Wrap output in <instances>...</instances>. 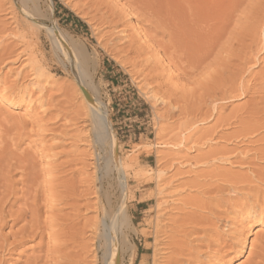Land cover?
<instances>
[{"label": "rangeland", "instance_id": "obj_1", "mask_svg": "<svg viewBox=\"0 0 264 264\" xmlns=\"http://www.w3.org/2000/svg\"><path fill=\"white\" fill-rule=\"evenodd\" d=\"M1 2L0 264H88L97 177L126 206L121 264H264V0Z\"/></svg>", "mask_w": 264, "mask_h": 264}, {"label": "bare ground", "instance_id": "obj_2", "mask_svg": "<svg viewBox=\"0 0 264 264\" xmlns=\"http://www.w3.org/2000/svg\"><path fill=\"white\" fill-rule=\"evenodd\" d=\"M2 1V0H1ZM0 1V4L2 3ZM12 3V2H11ZM132 3H133V1H132ZM199 7V6H198ZM201 7V6H200ZM199 7V8H200ZM198 8V9H199ZM1 9H2V7H1ZM5 12V11H4ZM200 12V11H199ZM204 12V14H205V11H203ZM207 14V13H206ZM231 14V13H230ZM202 14H200L199 16H201ZM232 15V14H231ZM204 16V15H203ZM202 16V17H203ZM197 17V16H196ZM205 17V16H204ZM225 17H228V15L227 16H225ZM208 18V17H207ZM223 19H224V17H222ZM221 18V19H222ZM229 18V17H228ZM201 19V18H200ZM210 19V18H209ZM227 19V18H226ZM217 20V19H216ZM230 20V19H229ZM215 21V20H214ZM222 21V20H221ZM202 22V21H201ZM205 22V21H204ZM223 22H224V20H223ZM226 22V21H225ZM200 23V22H199ZM218 23V20H217V22H216V24ZM197 24V23H196ZM195 24V25H196ZM203 24V23H202ZM201 24V25H202ZM205 24L207 25V23L205 22ZM220 24H221V22H220ZM225 24H227V22L225 23ZM204 25V24H203ZM202 25V26H203ZM209 25V24H208ZM214 25V24H213ZM194 26V25H193ZM219 26V25H218ZM195 27V26H194ZM208 27V26H207ZM225 27V26H224ZM224 27H222L221 29H223ZM202 28V27H201ZM205 28V27H204ZM220 28V27H219ZM197 29V28H196ZM203 29V28H202ZM212 27H210V31L209 32H212ZM216 29H217V26H216ZM208 30V29H207ZM215 30V29H214ZM203 31V30H202ZM226 31V30H225ZM198 32L200 33V30H198ZM205 32V31H204ZM221 32V31H220ZM206 33V32H205ZM212 33H215V31L214 32H212ZM217 33V32H216ZM219 33V32H218ZM225 34V33H224ZM201 35V34H200ZM210 35H212V34H210ZM210 35H208L209 37H210ZM214 35V34H213ZM198 36V35H197ZM203 37L205 36L204 34L202 35ZM219 36V35H218ZM223 36V35H222ZM200 38H202V37H200ZM211 38H212V36H211ZM211 38L209 39H207V40H211ZM216 38V37H215ZM221 38V37H220ZM191 39V38H190ZM194 39V38H193ZM203 39V38H202ZM206 39V38H205ZM188 40V39H187ZM207 40H205L206 42H207ZM220 40V39H219ZM199 41V40H198ZM198 41H197V43H198ZM201 41V40H200ZM204 41V40H203ZM213 41V40H212ZM196 42V41H195ZM209 42H211V41H208V43ZM212 43V42H211ZM200 44H202V42L200 43ZM207 44V43H206ZM195 45H197L198 46V44H195ZM205 45V44H204ZM209 46H211L210 44H208ZM216 45V44H215ZM206 46V45H205ZM204 46V47H205ZM208 46H206V48H207ZM212 47H215V46H212ZM197 48H199V47H197ZM202 48V47H201ZM262 48V47H261ZM200 49V48H199ZM210 49H211V47H210ZM209 49V50H210ZM204 50V49H203ZM213 50V49H212ZM204 51H207V50H204ZM203 51V52H204ZM211 51V50H210ZM196 53V52H195ZM207 53V52H206ZM199 54H201V53H199ZM203 54V53H202ZM196 55V54H195ZM199 56V55H198ZM208 56V55H207ZM197 57V56H196ZM201 57H202V55H201ZM199 58V57H198ZM203 59H204V57H203ZM172 60V59H171ZM170 61V60H169ZM168 60H165V62L168 64V67H170V68H172V64L169 62ZM173 61H175V60H173ZM200 61V60H199ZM203 61V60H202ZM173 63V62H172ZM176 63V62H175ZM196 63V62H195ZM201 63V62H200ZM201 65V64H200ZM197 66V65H196ZM196 68H198V67H196ZM237 89V88H236ZM244 93H245V91H244ZM239 94V93H238ZM241 94V93H240ZM239 94V95H240ZM95 100V99H94ZM99 106V105H98ZM90 109H92V111H93V113H94V115H95V117L97 118V120H98V124H97V126H98V131H97V134H98V132H102L103 130H104V137H108V135L109 134H107V130H105V126H108V129L110 128L109 127V121H108V119H106V121H104L105 120V117H106V115L104 116V115H101L102 113H100V112H102V111H100V112H98V107H97V104L93 101V99H91L90 100ZM100 107V106H99ZM100 110V109H99ZM100 113V114H99ZM104 114V113H103ZM94 117V116H93ZM264 117V116H263ZM263 119V118H262ZM104 122H106L105 124H107V125H105L104 124ZM262 123V122H261ZM263 123H264V121H263ZM262 123V124H263ZM260 124V123H259ZM261 124V125H262ZM105 125V126H104ZM260 125V126H261ZM264 125V124H263ZM252 127V126H251ZM261 128H262V126H261ZM112 130V129H111ZM250 130H251V128H250ZM258 130V129H257ZM263 130H264V128H263ZM247 131V130H246ZM259 131V130H258ZM252 132V131H251ZM110 133H111V131H110ZM254 133H255V131H254ZM102 134V136H103V133H101ZM101 134H100V136H101ZM246 134V133H245ZM114 135V134H113ZM112 134L110 135L111 136V140H110V142H111V144H112V155L114 156V152H115V146H114V144H115V136H113ZM99 136V134L97 135V137ZM96 137V138H97ZM103 139V138H102ZM97 141V140H96ZM96 151H95V157L94 158H92V159H94V160H92L93 161V166L94 167H96V170H99L100 169V167H101V164H100V161H102L101 160V158H100V153H99V146L97 145L96 147ZM111 150V149H110ZM94 152V151H93ZM263 157H264V155H263ZM70 162V161H69ZM113 165L112 166H114V168H116L117 170H118V172H119V179L121 180V185H122V187H123V189L124 190H126L127 189V186H126V179L124 178L125 177V174H124V171H123V168H122V166H121V161H120V159L117 157L116 159H113L112 161H110ZM109 161H106V163H105V165H104V168L105 167H107V166H109ZM116 166V167H115ZM108 170V169H107ZM106 170V171H107ZM95 173H96V171H95ZM109 173V172H108ZM263 174V173H262ZM33 175V174H32ZM256 175V174H255ZM263 176H264V174H263ZM263 176H261V177H263ZM2 177H3V175H2ZM95 177V176H94ZM90 178H91V176H90ZM258 178H259V176H258ZM100 178L99 177H97L96 178V180L94 179V181L95 182H93V189H91L90 187L87 189L88 190V194L90 195L91 194V197L93 198H95L96 200L93 202L92 201V203L90 204V203H87L86 202V204L84 203V205H86L87 206V204L92 208V211H94V212H96L97 214H95V216L92 218H90V219H88L87 217V219L86 220H88V222L85 224V223H81V226L80 227H82V226H84V224H85V226H84V228L82 227V228H79V232H75L76 234L77 233H79V235H78V237H73V235L74 234H71L70 236L71 237H73L72 239H77V240H80V242L78 241L77 242V244L79 243V245H78V247H77V249H80L79 248V246L81 247V249L85 252V253H89V256H91V258H89L90 259V262H88V264H121V262H122V260H123V258H122V255L124 254V253H126L127 252V250H128V243H127V241H126V235H125V233H124V235H125V237H120V234H119V232L120 233H123V229H125L124 227H126L127 228V210H126V206H125V203H124V199H122V202H121V204H119V206L115 209L114 207H112L111 206V204H109L110 202V200H109V197H107L106 196V200L104 199L105 198V195L103 194V192H102V190H101V181L99 180ZM3 180H6V179H4V177H3ZM79 180H81V179H79ZM98 180V181H97ZM103 180V179H102ZM261 180V179H260ZM263 180H264V177H263ZM73 182H74V180H73ZM81 182V181H80ZM85 182V181H84ZM83 182V183H84ZM90 183V182H89ZM75 184V183H74ZM88 184V183H87ZM76 185V184H75ZM91 185V184H90ZM78 186V185H77ZM88 186V185H87ZM92 186V185H91ZM7 188H9V187H7ZM5 189H6V187H5ZM75 191H76V189L75 188H73ZM124 190H123V192H124ZM5 191V190H4ZM10 192V191H9ZM70 192V191H69ZM81 192H82V194L84 193L83 191H82V189H81ZM72 193V192H71ZM77 193H79V192H76V194ZM106 193V192H105ZM84 194H86V193H84ZM70 195V194H69ZM73 195V194H72ZM87 195V194H86ZM112 195H113V193H112ZM64 196V195H63ZM80 196V195H79ZM78 196V194H77V196L76 197H79ZM82 196V195H81ZM83 196H85V195H83ZM65 197V196H64ZM75 196H74V198H76ZM89 197V196H88ZM90 197V198H91ZM70 198V197H69ZM62 199H64V198H62ZM67 199V198H66ZM65 199V200H66ZM73 199V198H72ZM64 200V201H65ZM71 200V199H70ZM69 200V201H70ZM63 201V200H62ZM74 201V200H73ZM75 202H77V201H75ZM89 202V201H88ZM65 203V202H64ZM80 204V203H79ZM79 204H77V206H79ZM83 205V206H84ZM73 206V205H72ZM76 206V205H75ZM76 206V207H77ZM67 207V206H66ZM80 207V206H79ZM86 208V207H85ZM89 208V207H88ZM28 209H30V206H29V208ZM28 209H27V211H28ZM52 209V208H51ZM0 210H3V208H1ZM72 210H74L73 208H72ZM91 210V209H90ZM30 211H33V212H31L30 213ZM29 211V214H32L33 213V215H35V213L34 212H36V209H34V210H30ZM1 212V211H0ZM40 212V211H39ZM26 213H28V212H26ZM26 213H24V214H26ZM37 213V215L39 214L38 212H36ZM61 213V212H60ZM75 213V212H74ZM24 214H22V215H24ZM28 214V215H29ZM62 214V213H61ZM75 214H77V213H75ZM36 215V216H37ZM32 216V215H31ZM29 216V218L30 219H32V222H33V218L32 217H36V216ZM81 215H79V217H80ZM20 217V216H19ZM38 217H40L39 215H38ZM78 217V216H77ZM37 219L38 218H35L34 220L37 222ZM40 219V218H39ZM77 219V221H78V218H76ZM76 219H75V217H74V220L76 221ZM80 219H82V218H80ZM65 220V219H64ZM67 220H69L68 218H67ZM74 220H72V221H74ZM42 221V220H41ZM76 221V222H77ZM85 221V220H84ZM83 221V222H84ZM31 222V223H32ZM38 222H40V221H38ZM42 222H45V221H42ZM50 222H52V221H50ZM62 222V221H61ZM76 222H74L75 223V225H76ZM82 222V221H81ZM34 223V222H33ZM63 223V222H62ZM69 223H70V220H69ZM79 224H80V222H78ZM53 224H56V223H53ZM60 224V223H59ZM83 224V225H82ZM27 225H28V221H27ZM43 224H41L40 226H42ZM60 225H62V224H60ZM66 225V224H65ZM69 225V224H68ZM73 225V223L70 225V226H72ZM24 226H26V225H23V229L21 230V228H20V230L19 231H22L21 233H23L22 235H24V232H23V230H25L26 228H28V226H26V228L24 227ZM33 226V225H32ZM31 225H30V228L32 227ZM55 226V225H54ZM54 226H52V228H54ZM38 227V226H37ZM48 227V226H47ZM57 227V226H56ZM55 227V228H56ZM65 228H66V226H64ZM74 227V226H73ZM75 227H77V225L75 226ZM78 227H79V225H78ZM30 228H28L27 229V231L25 230V232H30V231H32L33 229L31 228V230H30ZM42 228H43V226H42ZM45 228V227H44ZM49 228H51V226H49ZM48 228V229H49ZM64 228V229H65ZM38 228H34V230H37ZM72 229H74V228H71L70 230L72 231ZM76 229V228H75ZM74 229V230H75ZM86 231H85V230ZM29 230V231H28ZM41 227H40V231H38V232H41ZM44 230V229H43ZM49 230H51L50 231V233L52 232V229H49ZM55 230H59V229H54V231L52 232V234L51 235H53L54 234V232H55ZM73 230V231H74ZM77 230V229H76ZM75 230V231H76ZM85 231V233L88 231V232H90V234H89V236H88V239H83V238H80L81 236H80V233L82 234V231ZM126 230V229H125ZM128 230V229H127ZM63 231H65V230H63V228H62V232ZM69 231V230H68ZM70 231V232H71ZM73 231L71 232V233H73ZM84 231H83V233H84ZM34 231H32V233H33ZM61 232V233H62ZM126 232V231H125ZM31 232H30V234L29 233H25L26 235L27 234H29L28 236L30 237V235L32 234ZM44 233V232H43ZM47 233V232H46ZM49 233V234H50ZM56 233H58V231L56 232ZM54 234V235H56V237L58 236L57 234ZM59 233H60V231H59ZM64 233H66V232H64ZM64 233H63V235H64ZM84 233V234H85ZM34 234H38L37 233V231L34 233ZM33 234V235H34ZM70 234V233H69ZM25 235V236H26ZM40 236H43L42 235V232H41V234H39ZM45 235V234H44ZM47 235V234H46ZM51 236V237H54V239H56L55 238V236ZM60 235H62V234H60ZM59 235V236H60ZM218 235V234H217ZM32 236V235H31ZM35 236V235H34ZM69 236V235H68ZM67 236V237H68ZM74 236H76V235H74ZM80 236V237H79ZM84 235L82 234V237H83ZM128 236V235H127ZM38 237V236H37ZM49 237V236H48ZM71 237H69V238H66V237H63V241H60L59 239V243L58 244H56L55 246H54V244L53 243H49V245L50 244H53V248L55 249V251H56V253H59V251L60 250H62V248H64V247H66L67 246V239L69 240ZM85 237V236H84ZM43 238V237H42ZM62 238V237H61ZM60 238V239H61ZM80 238V239H79ZM49 239V238H48ZM53 238H51V240H52ZM238 239V238H237ZM55 241V240H54ZM52 242H53V240H52ZM260 242V241H259ZM238 244L240 245V247H241V249L243 248V246H244V244H245V238L244 239H240L239 241H238ZM49 245H48V247H49ZM1 246H4V245H1ZM69 246V245H68ZM74 246V245H73ZM261 246V245H260ZM259 244H258V250L260 249L259 247ZM51 248V247H50ZM75 248H76V246H75ZM75 248H73V251H75ZM48 249V252H49V248H47ZM53 249V250H54ZM57 249V250H56ZM64 249H66V248H64ZM263 249V248H262ZM262 249H260L259 250V252L260 251H264V250H262ZM52 250V249H51ZM52 250V251H53ZM59 250V251H58ZM54 251V252H55ZM58 251V252H57ZM65 251V250H64ZM133 251V250H132ZM54 252H51V253H54ZM68 252V251H67ZM67 252L65 251V253H66V256L69 254H71L72 253V251L71 252H68V254H67ZM84 252H80V253H82V254H80V256H82L83 255V253ZM255 252H257L256 250H255ZM60 253H61V251H60ZM85 253H84V255H85ZM100 253V254H99ZM263 253V252H262ZM61 254H63V253H61ZM61 254H57V255H60V256H63V255H61ZM87 254L85 255V257L87 256ZM261 253H257V255H255V256H260V258L262 259V260H264V255L262 256V255H260ZM54 255H55V253H54ZM57 255H55L57 258H59ZM65 255V254H64ZM68 255V256H69ZM72 255V254H71ZM70 255V256H71ZM254 255V254H253ZM52 256H53V254H52ZM52 257L51 258V260L53 259V258H56V257ZM68 256H67V258H68ZM262 256V257H261ZM64 257V256H63ZM76 257V256H75ZM82 258V259H84L83 261L84 262H86L87 261V259L86 258ZM88 257V256H87ZM42 258H44V257H42ZM46 258V257H45ZM66 258V259H67ZM71 258V260H72V258H73V256H71L70 257ZM77 258V257H76ZM78 258H79V260L81 259V257H79L78 256ZM74 259V258H73ZM89 259H88V261H89ZM46 260V259H45ZM50 260V261H51ZM53 260H56V259H53ZM58 260V259H57ZM68 260H69V258H68ZM78 259H76V262H78L77 261ZM133 260H134V258L132 257V259L130 260V264L133 262ZM259 260V259H258ZM47 261V260H46ZM46 261H43L44 263L46 262ZM59 261L61 262L62 260H60L59 259ZM70 261V260H69ZM68 261V262H69ZM74 261V260H73ZM82 261V260H81ZM251 261V263H252V260H250ZM253 261H255V260H253ZM58 262V261H57ZM57 262L55 263V262H50V263H55V264H57ZM66 262V264L68 263L67 261H65ZM64 262V263H65ZM75 262V261H74ZM74 262L72 263L71 262V264H74ZM75 262V263H76ZM256 262V261H255ZM255 262H254V264H255ZM47 263V262H46ZM49 263V262H48ZM59 263V262H58ZM78 263H80V261L78 262ZM78 263H76V264H78ZM258 263V262H257ZM261 263V262H260ZM69 264H70V262H69ZM87 264V263H86ZM259 264V263H258Z\"/></svg>", "mask_w": 264, "mask_h": 264}, {"label": "trees", "instance_id": "obj_3", "mask_svg": "<svg viewBox=\"0 0 264 264\" xmlns=\"http://www.w3.org/2000/svg\"><path fill=\"white\" fill-rule=\"evenodd\" d=\"M60 5V4H59ZM61 6V5H60ZM64 10L69 14L70 17H72L78 24H80L81 26L85 27V23L82 22L78 17H75L74 14L72 12H70L69 10H67L66 8H64Z\"/></svg>", "mask_w": 264, "mask_h": 264}]
</instances>
